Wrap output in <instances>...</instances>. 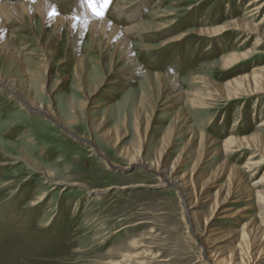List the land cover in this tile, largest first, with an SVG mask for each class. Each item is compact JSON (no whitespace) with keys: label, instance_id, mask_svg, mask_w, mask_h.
I'll return each mask as SVG.
<instances>
[{"label":"rangeland","instance_id":"obj_1","mask_svg":"<svg viewBox=\"0 0 264 264\" xmlns=\"http://www.w3.org/2000/svg\"><path fill=\"white\" fill-rule=\"evenodd\" d=\"M78 1L52 0L75 18L107 19L119 28L141 22L144 29L127 37L134 57L130 63L113 46L93 45L88 33L70 34L71 43H77L72 49L65 34L57 41L48 31L50 35L42 38L39 21L28 29L16 22L7 24L17 35L14 42L22 62L17 55L8 59L0 53V75L29 85L28 95L70 123L54 124L27 111L7 93L0 94V264H114L124 255L129 264H208L201 243L210 229L216 236L244 224L264 228L255 198L234 193L228 208L241 211L232 218H220L218 212L202 231L197 218L186 213V202L177 190L160 185L153 171L128 165L126 154L137 152L142 144L144 160L157 162L163 135L178 113L181 127L172 137L165 164L176 159L189 136L195 150L203 132L207 150L201 160L196 162L200 148L191 154L185 150L177 175L198 192L213 172L208 189L214 193L227 183L228 168L235 166L243 188L253 187L264 165H251L256 159L250 158L251 149L232 152L222 142L254 131L264 134V91L228 98L223 84L264 66V44L225 66L224 57L249 49L254 35L237 29L211 36L209 30L233 20L255 24L264 7L254 9L253 0H127L120 8L116 0H102L98 10L88 14L76 9ZM44 45L51 57L46 66ZM78 56L84 57L82 82L74 70ZM123 66L130 70L121 72ZM153 72L176 77L177 84L167 79L159 87ZM179 88L184 94L168 101ZM98 119L104 121L101 130L95 127ZM104 130L111 133L110 142L102 137ZM104 157L118 166L108 165ZM123 185L135 186L121 189ZM203 196L201 192L196 208L206 217L209 201ZM228 246L224 241L207 249L226 254ZM260 259L256 264H264Z\"/></svg>","mask_w":264,"mask_h":264},{"label":"bare ground","instance_id":"obj_2","mask_svg":"<svg viewBox=\"0 0 264 264\" xmlns=\"http://www.w3.org/2000/svg\"><path fill=\"white\" fill-rule=\"evenodd\" d=\"M99 1L102 0H95L91 3L89 2V0H80L76 4V9L79 8L84 12L87 11L88 14H92L98 10ZM259 1L260 0H253L251 3L250 2L249 3L251 5L252 3H256V7L254 9H259L264 7V0H261L260 2ZM115 3L119 5L120 8H122V5L124 3H127V0H116ZM63 10L59 8L56 4H54L52 0H28V1H21L18 3L12 2L10 0H0V53L8 59L17 55L18 56L17 58H19V62L21 63L22 60H20L21 58L19 57V52L14 42L15 40L14 38H16L17 35L15 36V34H11L12 32L8 30V28L10 27L7 28L8 26L7 24L16 22L17 25L18 24L22 25L24 26V29L25 28L28 29L30 27H33L35 23L39 21L40 24L38 26V29H39V33L42 34L41 36L42 38L47 34L48 31L52 32L53 37L56 38L57 41L58 39L61 40L62 36L65 34L69 38L68 41L70 42L72 49L73 48L75 49V47H77V43L76 42L71 43L73 37L70 39V34L81 36L84 33H88V36L90 37V40L93 45L98 44L102 49L105 47L113 46L114 52H120L123 56V59L130 61V63L133 62L134 57H132V49L129 46L127 37L130 33L134 31L137 32L141 28L144 29V26L141 22L138 23L136 22L135 24H132L131 26L125 28H119V25L118 27L111 25L107 19L75 18L73 16L65 14ZM263 19H264V14L261 20L255 24H252L245 20H241L240 22L237 20H233L226 27L223 26L220 28L209 30V34L211 36L221 35L226 30H237V29H240V31L245 32L248 35L249 34L254 35L253 44L249 49L244 50L243 52L240 53H231L224 57L225 66L233 65L238 61H240V59L248 57L249 55H251V53H254L256 50H258L260 46L264 44V23L260 24V22ZM204 31L205 30H200L199 32L203 33ZM37 38H39V35ZM246 39L247 36H245V40ZM42 47H43L42 60L46 66L51 61V57L49 55L50 50H47L45 45ZM74 70H75V74L80 78L82 82L83 74L85 72L83 56L80 58L79 56L76 57V61L74 63ZM129 70H130L129 66H123L120 69L121 72H128ZM152 76L155 78L156 83L159 87L163 83H165L167 79H170L173 85L177 84V78L173 76H166L157 72H153ZM22 83L16 77L0 75V94L7 93L9 99H16L19 102V104L27 111H31L33 112V114L36 115L40 114L41 116L52 120V123L54 124H58L61 125L62 127H65L67 123H70V120H63L60 116H58L56 110L53 111L48 106L38 102L34 97L28 95L27 92L30 90V86L22 85ZM223 88L225 91V95L228 98L234 97L237 94H241V96H243L245 93L246 95L248 94L255 96V94L264 91V66L252 68L251 72L244 73L243 75L228 80L226 83L223 84ZM41 89L42 91H44L45 89L44 84H42ZM189 92L192 91L190 90ZM93 93L94 92H92L91 94ZM181 93L182 90H180L179 88L168 97L169 99L168 101H170V99H172L175 96L181 95ZM48 95L50 97L51 92H48ZM193 99H195V97ZM51 101H54V99L52 98ZM192 102L194 101L192 100ZM196 103L197 102H195V104ZM193 106L195 107L194 104ZM73 113L75 112L73 111ZM180 118H181L180 115H178L177 113L172 119L171 128H169L164 133L163 140H161L162 142L160 143L161 145L159 147L160 158L157 162H149L144 160L142 156L143 147L141 144L137 152L129 150V152L126 153L129 158L128 165L138 164L141 166V168H144L145 171L147 172L153 171L159 177L160 185H167L174 187L178 192L177 194H179V196L181 197L180 199L184 201V203L186 202L185 203L186 213H188V216L192 215L191 217L194 216L195 219L197 218L202 231H206L207 225L211 223V221H213V218L215 217L216 214H218V212L219 214L222 213L220 218H226V217L232 218L237 215L238 213L237 211H241L235 209L229 210L228 208L229 198H231L234 193H239L240 197L242 194L245 193H247V195H252V197L255 198L257 202V206L259 205L260 206L259 208H261L260 211V215H262L261 217L264 218V172L262 173V176H260L258 180L254 182L253 187L249 188L247 186L246 188L245 187L243 188V183L238 175L237 168L235 166H230L226 174L227 183L225 185L221 184L214 193H210L208 189V187L212 184L213 181L212 179L215 177L213 172L210 173L207 176V178H205L202 181L201 183L202 187L198 192H194L196 191L194 187L195 185L190 184L189 180H186L182 175L181 176L177 175V169L181 165L182 162L181 159L183 157V152L185 150H186L185 152L191 154L195 152V150L200 148L201 151L200 154L196 157V162L199 163V161L201 160V156L207 150V148L205 147L206 142L204 143V140H206L207 136L203 132H199L198 134V140L200 137L201 142L198 141L199 144L195 150L192 151L190 147L191 137L189 136L185 142L183 149L179 152L176 159H174L168 165L164 163L163 158L169 152V147L172 144V139H173L172 137L174 136V133H176L175 131H177L181 127ZM136 119H137L136 126L138 127V123L140 120L139 117H137ZM103 124H104L103 119H98L95 122L96 129H100V127ZM261 124L264 125V119L261 122ZM185 127L186 130L189 129L188 126ZM102 137L107 142H110L112 138L111 133H109V131L106 130L102 132ZM233 144H236L235 149L236 147H238V149L233 150L232 149L234 147L232 146ZM222 145L224 149L229 148L232 152L237 151L240 148L251 149L252 152L250 154V158L251 157L256 158L255 161L251 162V165L259 168L261 165H264L263 132L261 133L258 131H254L250 135L237 137V138L229 136L222 142ZM91 146H93V143ZM93 150L99 154V151H97L95 147L93 148ZM197 153L198 152L196 151L195 155H197ZM104 158L105 161L108 163V165L118 166L116 163L109 162L106 157ZM128 165L124 166V169H127L129 167ZM219 167L220 169H222V167H224V163ZM133 186L135 185H123L120 186V188L124 189ZM191 190L192 192L195 193V199L193 201L190 200ZM201 192L202 194H204L203 196L204 198L203 197L201 198H203V200L206 199L207 201H209L208 209H210V213L206 217H203L200 211L197 210L196 208L199 206V203L197 204V202L198 199H200L199 195ZM41 199L42 198L40 197V200ZM237 201L238 200H236V202ZM212 229H210L208 238L206 240L204 239V241L202 240L201 243V247L203 248L202 254L204 253L203 255L206 256L205 258L208 264H256L259 260H261L260 258H264V228L263 227L259 225L249 226L244 224L239 230L232 227L227 229L226 231H220L218 234H216V236L215 233L212 231ZM207 240H209L212 243L210 244V246L215 245L216 243L228 241L229 246L226 254L218 253L217 250L210 251L209 249H207L210 248V246L207 245ZM127 256L124 255V257L121 260L116 261V263L114 264H129L128 262L130 261Z\"/></svg>","mask_w":264,"mask_h":264},{"label":"snow or ice","instance_id":"obj_3","mask_svg":"<svg viewBox=\"0 0 264 264\" xmlns=\"http://www.w3.org/2000/svg\"><path fill=\"white\" fill-rule=\"evenodd\" d=\"M107 2H108V3H110V2H111V0H107ZM98 15H102V14H101V13H98Z\"/></svg>","mask_w":264,"mask_h":264},{"label":"water","instance_id":"obj_4","mask_svg":"<svg viewBox=\"0 0 264 264\" xmlns=\"http://www.w3.org/2000/svg\"><path fill=\"white\" fill-rule=\"evenodd\" d=\"M122 170H124V169H122Z\"/></svg>","mask_w":264,"mask_h":264}]
</instances>
